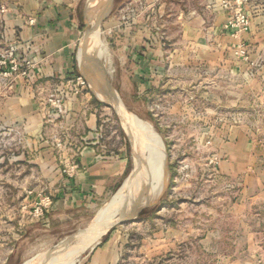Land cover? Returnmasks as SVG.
Listing matches in <instances>:
<instances>
[{
	"label": "rangeland",
	"instance_id": "rangeland-1",
	"mask_svg": "<svg viewBox=\"0 0 264 264\" xmlns=\"http://www.w3.org/2000/svg\"><path fill=\"white\" fill-rule=\"evenodd\" d=\"M106 1H78L75 20L81 37L75 56L87 88L97 100H104L99 102L103 129L110 143L126 152L127 174L110 196L88 212H77L64 221L55 216L58 222L47 228L42 223L44 212L34 213L40 197L26 199L22 164L14 165L10 179L18 187L0 184V218L14 214L22 229V237L17 239L18 264H35L41 254H58L79 244L80 232L120 190L134 198L146 191L143 160L141 175L128 180L135 165L131 138L112 100L102 93L107 89L105 78L127 110L158 134L165 150L163 165L153 181L158 184L152 187L149 180L145 204H153L101 237L114 239L117 234V245L103 251L101 244L86 247L70 264H264V106L248 77H233L234 62L228 57L231 54L242 60L249 52H264V46L253 48L244 40L218 45L215 30L205 28L197 35L208 40L207 49L186 43L177 21L185 14L178 17L177 12L195 9L211 20L214 12L204 11L206 0H112L107 15L92 30ZM214 5L208 3L210 8L220 9ZM3 10L0 5V13ZM227 17L226 12L224 22ZM138 20L145 28L138 33L146 41L141 47L145 51L161 47L163 52L164 75L154 69L144 84L136 76L138 63L128 56L125 40L127 34L136 39ZM88 28L92 31L87 41ZM199 53H206V62L196 59ZM32 66L18 47H9L0 57V79L20 75L26 85L31 84ZM57 94V90L33 93L46 119L53 113L48 98ZM10 137L0 136L5 143ZM250 150L261 153L251 156ZM9 151L0 147V156ZM8 195L16 198L11 206L3 201Z\"/></svg>",
	"mask_w": 264,
	"mask_h": 264
},
{
	"label": "crops",
	"instance_id": "crops-1",
	"mask_svg": "<svg viewBox=\"0 0 264 264\" xmlns=\"http://www.w3.org/2000/svg\"><path fill=\"white\" fill-rule=\"evenodd\" d=\"M78 1L0 0V5L4 7L0 13V57L9 47H18L32 62L30 73L34 77L27 85L20 75L11 76L7 81L0 79V136H12L6 143L0 138V147L10 150L9 154L0 156V172L4 174L0 177V184L16 189L17 181L10 176L14 165L21 163L20 170L25 176L23 188L28 194L26 199L40 197L42 202L48 203L42 221L47 228L67 220L69 215L88 212L105 200L123 182L129 167L126 152L118 145L113 146L104 132L105 120L101 119L100 100L93 96L89 88L77 94L68 92L64 101L66 113L60 118L50 116L46 119L44 108L33 99V93L38 90L67 91V80L82 75L75 56L81 37L80 26L75 20ZM205 3L204 11L214 12L211 20L208 15H198L195 9L177 12L178 17L185 14L182 21H177L184 30L186 43L206 48L208 40L197 35L199 29L205 28L215 30L214 39L218 45L244 40L253 48L264 46V0L247 1L245 10L250 26L238 37L231 36L222 27L226 12L217 7L210 8L208 3L211 4L212 0ZM162 6L159 5L160 8ZM193 14L197 17H192ZM193 21H197V26L193 25ZM140 28L145 29L144 23L138 20L136 39L127 34L125 40L128 56L138 63L136 76L144 84L154 69L164 75L161 68L163 52L161 47L147 51L141 47L146 45V41L144 36H138ZM228 57L234 62L231 70L233 77H248L255 87L254 91L261 94L258 101L264 106V52H249L242 60L231 54ZM196 59L202 63L207 61L208 56L199 53ZM241 65L250 68L242 69ZM57 139L62 143L60 149L55 148ZM77 147L79 150L74 152ZM257 153L261 152L250 150L251 156ZM72 155L78 168L72 176H67L61 169ZM3 201L11 206L16 198L8 195ZM21 232L14 214L0 218V264H18L21 257L17 239L22 237ZM113 235L114 239L113 236L103 238L99 249L111 250L116 246L120 236Z\"/></svg>",
	"mask_w": 264,
	"mask_h": 264
},
{
	"label": "bare ground",
	"instance_id": "bare-ground-1",
	"mask_svg": "<svg viewBox=\"0 0 264 264\" xmlns=\"http://www.w3.org/2000/svg\"><path fill=\"white\" fill-rule=\"evenodd\" d=\"M100 96L103 97L101 94ZM114 106L120 114L122 124L126 125L129 129L131 145L134 150L133 153L135 165L128 177V180L138 178L141 175L142 172L140 173L141 168L139 169V166H141L140 160H143V164L145 166L143 173L147 174V178L145 181L146 191L144 194L141 195V197L134 198V194L121 193L122 190H118L119 192L117 191L118 194L114 197V199L111 198V200L113 199V202L108 205H104V207L100 208L99 212L97 211L98 213L95 217V220L91 222V224H89L84 230H82L84 232H80L81 239L80 243L78 242L79 244H76L72 248L58 254H41L37 260L38 262L35 264H70L74 260V258H76L78 254L82 252L86 247H89L93 245L96 241H98L99 237L103 234L108 225L115 222L121 216L129 214L133 212L134 209L136 210L137 208L145 204L148 199L150 190L149 180L152 187L158 184V182H155V184L153 183V181L157 176L158 172L160 171V167L162 168V152L164 153V149L161 147V142L158 134L147 122L136 116H133V114L126 110L121 103L114 102ZM135 137L137 141H135ZM125 183L126 182H124V185ZM124 185L122 189L124 188ZM126 187L125 189L128 188ZM119 204L121 205V211H118ZM128 207H130L129 210H127ZM117 211L120 212V214L117 216V218H113V216L116 215Z\"/></svg>",
	"mask_w": 264,
	"mask_h": 264
},
{
	"label": "built area",
	"instance_id": "built-area-1",
	"mask_svg": "<svg viewBox=\"0 0 264 264\" xmlns=\"http://www.w3.org/2000/svg\"><path fill=\"white\" fill-rule=\"evenodd\" d=\"M247 1L248 0H212L216 6L228 13V17L223 23L222 27L224 30L231 32L234 37H238L241 33L247 31L250 26V18L247 11L245 10V4ZM12 68L15 69L16 66ZM67 86L69 87L67 91H59V95H52L50 98H48V103L51 105L53 111L49 117H62L66 113L64 101L68 98V92L73 94L80 93L87 88V83L82 75H78L74 78L68 79ZM61 147V140L57 139L55 142V148L60 149ZM78 150L79 147L75 148L74 152H77ZM77 168L78 164L76 158L74 155H72V157L67 160L64 167L62 168V172L67 176H72ZM38 203V206L34 208V213L42 215L48 203L45 204L42 201Z\"/></svg>",
	"mask_w": 264,
	"mask_h": 264
},
{
	"label": "water",
	"instance_id": "water-1",
	"mask_svg": "<svg viewBox=\"0 0 264 264\" xmlns=\"http://www.w3.org/2000/svg\"><path fill=\"white\" fill-rule=\"evenodd\" d=\"M112 0H107L105 6L102 7L101 11L99 12V14L96 16V19L93 21V28L92 30L97 26V24L103 19L105 18V16L107 15V13L110 10V3ZM91 28H88L86 30V34H85V39L88 41L90 33H91ZM105 84H106V91H102V93H105V97L110 98L112 100V103L114 105V102H119L122 104V106L127 110V108L124 106V104L122 103V100L120 99V97L118 96L117 92L111 87L110 83L108 82V80L105 78ZM101 102H104V100L100 99ZM115 107V106H114ZM123 127L125 129V131L127 132V134L129 135V129L126 125L123 124ZM132 146V145H131ZM133 150V148H132ZM165 151V150H164ZM134 152V150H133ZM134 154V153H133ZM153 203H149V204H143L141 207L137 208L136 210L134 209L133 212L121 216L120 218H118L115 222L111 223L110 225H108V227L106 228V230L103 232V234L99 237L98 241H96L93 245H91V249H93L95 246H97L100 242H101V237L106 234L108 231H110L111 229L114 228V226H116L117 224H120L122 222H125L131 218H133V216H135L140 209H142L143 207H147V206H151ZM84 232V231H82ZM51 254V253H48Z\"/></svg>",
	"mask_w": 264,
	"mask_h": 264
}]
</instances>
